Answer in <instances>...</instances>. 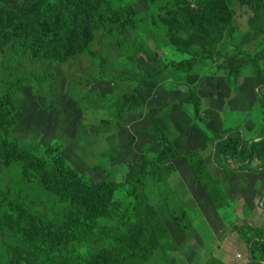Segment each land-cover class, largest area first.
Wrapping results in <instances>:
<instances>
[{"label": "rangeland", "instance_id": "1", "mask_svg": "<svg viewBox=\"0 0 264 264\" xmlns=\"http://www.w3.org/2000/svg\"><path fill=\"white\" fill-rule=\"evenodd\" d=\"M127 3L136 17L125 39L98 33L93 55L36 64L15 47L11 32L24 0H0V90L10 97L0 101L11 100L0 106L7 115L0 119V264L100 261L102 243L141 239L130 166L148 164L166 147L201 149L223 130L264 141V0ZM204 3L227 30L214 58L190 63L177 37L200 49L206 42L192 31L164 33L162 21L181 4L202 13ZM39 73L52 78L34 81ZM16 77L28 83L9 93ZM19 140L51 151L80 190L117 184L106 211L61 199L44 180L27 177L21 164H7L9 147ZM199 154L171 161L167 180L147 183L170 240L153 257L144 253L141 264H230L222 247L235 251L234 264H258L244 254L248 244L238 228H264V146L243 168L232 160L215 162L211 144ZM179 209L188 213V231L173 217ZM50 237L56 238L51 245Z\"/></svg>", "mask_w": 264, "mask_h": 264}, {"label": "trees", "instance_id": "2", "mask_svg": "<svg viewBox=\"0 0 264 264\" xmlns=\"http://www.w3.org/2000/svg\"><path fill=\"white\" fill-rule=\"evenodd\" d=\"M2 8L0 5V12ZM175 11L172 19L162 21L164 33L174 36L192 31L206 42L204 49H200L177 37L191 56L190 63L214 58L224 39L227 24L216 20V14L209 12L208 3H204L199 14L182 4ZM133 17H136L134 4L127 3V0H24L11 32L15 47L33 63L65 64L90 54L98 33L116 41L125 39L129 29L134 27ZM16 78L17 82L9 81V93L28 83L25 77ZM51 78L47 73L33 76L34 81ZM256 91L259 96V90ZM0 93V96H6L1 90ZM260 100L264 111V96ZM5 104H11V100L2 97L0 106ZM6 116L0 109V119ZM209 144L214 146L215 162L232 160L237 167L243 168L254 162L256 151L264 146V141H246L239 133L223 130L212 133L210 139L203 141L201 149L175 153L166 147L157 159L148 164L130 166L127 180L131 186L134 216L140 224L141 239L136 242L112 240L102 243L105 251L103 259L89 264H141L144 253L153 257L156 251L162 250L165 242L170 240V233L155 209L147 183L167 180L173 171L171 161L185 156L190 161ZM6 160L7 164H21L27 177L44 180L57 197L75 200L97 213L106 211L118 188L117 184L107 183L80 190L63 174L59 161L51 151L39 145L28 146L20 140L10 145ZM173 217L182 229L189 230L185 224L188 218L186 210H174ZM238 232L248 244L250 260L264 264V228L244 225L238 228ZM53 240L56 238L50 237L47 243L51 245Z\"/></svg>", "mask_w": 264, "mask_h": 264}, {"label": "crops", "instance_id": "3", "mask_svg": "<svg viewBox=\"0 0 264 264\" xmlns=\"http://www.w3.org/2000/svg\"><path fill=\"white\" fill-rule=\"evenodd\" d=\"M201 233H202V235H204L205 233H207L206 232V230H201ZM237 244V243H236ZM234 244L235 246H237L238 248H242V249H245L246 248V246L244 245V244H241L240 246L237 244ZM232 248H225V247H222L221 249H220V255L221 256H226L228 259L227 260H224L225 262H227V263H230V264H234V263H232L233 261H235V251H233V250H231ZM246 250V249H245ZM247 250L249 251V249H248V247H247ZM244 254H249L248 252H246V253H244ZM220 257V256H219ZM240 258H242L243 257V255H241V256H239ZM236 258H238L237 257V255H236ZM237 260V259H236ZM236 262V261H235Z\"/></svg>", "mask_w": 264, "mask_h": 264}, {"label": "built area", "instance_id": "4", "mask_svg": "<svg viewBox=\"0 0 264 264\" xmlns=\"http://www.w3.org/2000/svg\"><path fill=\"white\" fill-rule=\"evenodd\" d=\"M239 256H241V255L239 254Z\"/></svg>", "mask_w": 264, "mask_h": 264}]
</instances>
